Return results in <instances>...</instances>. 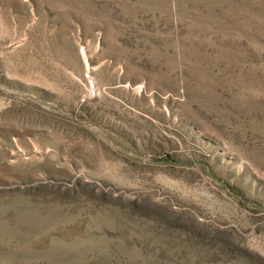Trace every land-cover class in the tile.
Listing matches in <instances>:
<instances>
[{
  "label": "rangeland",
  "instance_id": "1",
  "mask_svg": "<svg viewBox=\"0 0 264 264\" xmlns=\"http://www.w3.org/2000/svg\"><path fill=\"white\" fill-rule=\"evenodd\" d=\"M0 264H264V0H0Z\"/></svg>",
  "mask_w": 264,
  "mask_h": 264
}]
</instances>
